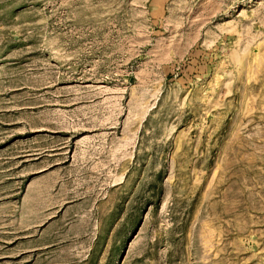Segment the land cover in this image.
I'll use <instances>...</instances> for the list:
<instances>
[{
    "label": "rangeland",
    "instance_id": "obj_1",
    "mask_svg": "<svg viewBox=\"0 0 264 264\" xmlns=\"http://www.w3.org/2000/svg\"><path fill=\"white\" fill-rule=\"evenodd\" d=\"M0 264H264V0H0Z\"/></svg>",
    "mask_w": 264,
    "mask_h": 264
}]
</instances>
